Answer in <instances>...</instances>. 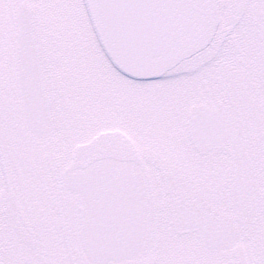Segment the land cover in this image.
I'll return each mask as SVG.
<instances>
[{
  "label": "snow or ice",
  "instance_id": "1",
  "mask_svg": "<svg viewBox=\"0 0 264 264\" xmlns=\"http://www.w3.org/2000/svg\"><path fill=\"white\" fill-rule=\"evenodd\" d=\"M0 264H264V0H0Z\"/></svg>",
  "mask_w": 264,
  "mask_h": 264
}]
</instances>
